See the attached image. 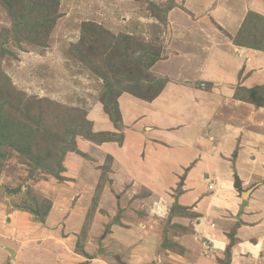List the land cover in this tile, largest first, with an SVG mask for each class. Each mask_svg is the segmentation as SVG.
I'll list each match as a JSON object with an SVG mask.
<instances>
[{
    "label": "crops",
    "instance_id": "0c3cea01",
    "mask_svg": "<svg viewBox=\"0 0 264 264\" xmlns=\"http://www.w3.org/2000/svg\"><path fill=\"white\" fill-rule=\"evenodd\" d=\"M200 1L184 6L194 13H209L215 24L208 20L204 27L217 25L231 36L248 12L264 16V0H202V5L210 6L206 11ZM181 14L171 20L181 23ZM214 43L203 58L197 52L182 53L173 68L176 71H169V80L154 98L120 93V128L99 101L88 107L91 130L121 132V142L76 137V150L67 151L62 160V187L47 193L52 205L44 222H30L25 212L14 210L5 220L13 227L0 224V264L6 251L17 264H112L110 260L118 256L122 259L117 264H220L216 257L224 252L227 233L234 226L230 264H264V118L258 115L264 114V108L248 104L246 116L237 123L218 117L220 107L234 101L237 85H264V50L231 44L230 51ZM161 65L163 70L165 65L171 67L170 63ZM186 66L194 71H186ZM108 154L112 180L106 189L122 188L129 197L144 189L151 196L146 202L134 200L138 208L144 202L145 211L136 213L121 206V223L109 224L106 231L109 217L96 211L84 247L92 255L88 259L71 252L84 221L85 204L99 180V166ZM210 181H214L212 189ZM105 188L100 206L114 216L115 209L109 205L112 192ZM117 192L114 200L121 205L123 199ZM80 193L82 206H72ZM173 206L172 224L189 228L171 236L189 260L165 248L158 250L159 234L153 227L156 220L167 219ZM103 233L107 234L102 245L110 256L93 254L98 243L94 237Z\"/></svg>",
    "mask_w": 264,
    "mask_h": 264
},
{
    "label": "rangeland",
    "instance_id": "374dc122",
    "mask_svg": "<svg viewBox=\"0 0 264 264\" xmlns=\"http://www.w3.org/2000/svg\"><path fill=\"white\" fill-rule=\"evenodd\" d=\"M190 1L195 3L196 0H0V41L2 42L1 47L7 51L0 56V70L10 77L16 89L23 91L26 95L54 101V104H49L46 101L44 104L47 106L46 108L44 106L43 112H48V121L54 123L53 130H55L56 128L60 129L59 125L62 122L60 123L59 120L64 117L66 111L70 112L75 109L74 112L83 115L85 113L86 117V111L90 105L97 101L101 103L102 94L107 84L115 83L113 85L115 92L123 89V86H120L121 82L127 86L134 84L133 81L128 80V76H137L140 83L136 84L134 88L142 89V93L147 95L155 89L154 86H147V81L154 78L166 82L170 77L169 71H176L173 68L182 53L197 52L203 58L209 54L208 48L212 46L214 40L219 42L220 47L227 50H230L232 45L264 50V16L256 12H248L240 23L238 32L231 36L225 31H220L217 25L213 28H205L204 22L208 20L213 22V18L207 17L209 13L204 15L203 12L194 13L189 10L190 13L187 11L185 6H189ZM201 1L199 4L203 11L210 8V6H204V3L202 5ZM22 2H27L29 5L30 15L37 12L39 8H44L47 13L40 9L41 13H46V16H51L53 19L51 18L42 28L28 30L23 25L17 33L12 32L15 20L8 12L16 15L17 11L21 9ZM178 13H182L181 23L171 20ZM197 21L201 25L195 23ZM154 54L158 59L145 70L143 64L148 60V57ZM184 61L183 59L182 62L184 63ZM182 62L180 61L181 69L184 65ZM162 63H170L172 68L165 65V70H163ZM187 67H185L186 71L187 69L190 70V73L194 71L191 67ZM256 86L264 89V85ZM263 89L257 91L263 105H256L253 101L254 98L249 97V93L237 88V98L234 97V101L222 105L218 110V117L220 116L226 122L231 120V122L235 123L236 121L237 123L246 116L248 104L264 108ZM258 115L262 119L264 118V114L259 112ZM38 116L37 114L35 118ZM243 128L250 127L243 126ZM77 136L80 135H76L74 139ZM41 143L44 145L43 142ZM110 163L107 170L104 171L99 194L95 193L94 188L87 204L85 207L83 206L87 227H85V234L80 230V235L79 233L75 235V244L71 253L80 254L77 249L78 243L84 251L85 243L89 238L87 236L88 229L96 211L109 217L107 218L108 222L104 223L106 231L110 227L109 224L121 223L119 220L122 217L120 215L121 206L138 213L139 209L142 211L145 209L141 206L147 201L146 198L151 196L144 189L130 193L132 197L128 196L127 191L122 192V188L113 190L108 186L106 189L104 186L112 180L109 177ZM32 168L26 158L12 149L5 150L4 156L0 157V224L2 227H13L11 224L7 225L5 220L14 210L25 212L28 221L38 222L32 220V216L24 210V207L31 205L32 197L37 198L38 201L43 198L49 199L52 204V200L47 194L48 191L56 189V186L59 189L62 187L64 176L61 173V179H58L44 173L39 167ZM63 170L64 166L60 172ZM104 188L112 192L113 200L109 205L115 209L114 216H110L104 207L100 206ZM116 191L120 192L119 195L121 194L120 197L123 199L121 205L117 200H114L118 195L115 194ZM82 198L81 193L77 194L76 198L72 200V206L73 204L82 206L80 204ZM135 198L144 201L140 202L139 208L134 201ZM99 199L101 200L99 201ZM19 206L23 208H17ZM174 210L169 207L167 219L162 222L156 220L157 223L153 227L154 231L159 234L158 250L165 248L172 255L174 253L181 254L189 260L190 256L185 255L184 248L171 236L172 232L180 234V230L189 228L182 225L178 228L176 227L178 225L172 224L170 217L175 214ZM144 213L145 216L148 215L147 212H142V214ZM14 220L18 221L16 218ZM104 234L107 233L94 237V240L98 242L94 255L110 256L108 255L110 252L103 246L104 244L102 245ZM208 250L207 248L206 252ZM4 253L6 256L1 264H17L16 260L12 261L13 256H10L7 251ZM223 257L222 252L221 257H216V260ZM176 258L180 259L178 256ZM119 259L122 258L113 257L110 262L117 264ZM148 264L156 263L151 261Z\"/></svg>",
    "mask_w": 264,
    "mask_h": 264
},
{
    "label": "trees",
    "instance_id": "16d2710c",
    "mask_svg": "<svg viewBox=\"0 0 264 264\" xmlns=\"http://www.w3.org/2000/svg\"><path fill=\"white\" fill-rule=\"evenodd\" d=\"M28 7L29 5H27V2H22L20 4L21 9L20 11H17L16 15L8 12V14L15 20L12 25V32L17 33L20 31L23 25H25L28 30L42 28L45 23H48L51 20V18L53 19L51 16H46L47 10L44 8H39L37 12H34L32 15H30L28 12ZM40 9L46 13L42 14ZM1 43L2 42L0 41V56L7 53L6 49L1 47ZM156 59H158V57L155 54L151 57H148V60H146L145 64H143V68L146 70L153 64V62H155ZM128 80L133 81L134 84L127 86L123 85L121 82L120 86H123V89H121L119 92H115L114 90L113 85H115V83L107 84L101 98L104 111L108 114L110 120L114 122L118 128L121 127V117L117 101V97L120 95V93L128 92L144 100H150L160 92L165 84V82L160 79L152 78L146 83L147 86H154L155 89L146 95L142 93V89L134 88L136 84L140 83V79L137 76H128ZM0 81L1 158L4 156L5 150L7 151L8 149H12L22 157L26 158L31 167H33L32 169L39 167L44 173L61 179L60 171L63 168L62 158L66 151L76 150L74 139L76 135L83 136L84 138L94 142L116 141L120 143L122 140L123 135L121 132H93L91 130V122L85 117V113L84 115L78 114L74 112L75 109H72V112L66 111V113H64V117L59 120L60 123L62 122L59 125L60 129L56 128L53 130L55 127L54 123L48 121V112H43V109L45 106L44 103H46V101L49 104H54V101L48 98H36L26 95V93L23 91L16 89L12 84L10 77L1 70ZM237 88L249 93V97L254 98L253 101L256 105H263V101L257 93V91H262L263 87L256 86L252 88H246L243 86H237ZM236 92L237 91L234 93V97L237 96ZM49 109L47 110L49 111ZM37 114L39 116L38 118H35ZM41 142H43L44 145H42ZM71 144H73V147H71ZM110 161L111 156L108 154L105 157L104 163L100 166V176L98 184L95 187V193L99 194L100 192L103 181L102 177L104 176V171L109 167ZM95 198L96 197L94 196V200ZM31 200L33 201L31 205L24 207V210L32 216V220L43 223L50 211L52 205L51 201L46 198L38 201L35 197H32ZM174 207L175 206L172 208ZM17 208L22 209L23 207L19 206ZM85 227H87V225L84 219L80 229L83 231V234H85ZM234 228L235 226L229 233H227L229 242L227 243L223 252L224 257L217 259L218 263L220 264H230V248L233 243L232 234ZM80 246V243H78L77 249L80 251L79 253L88 259L91 258V256L83 251ZM164 247L166 246L164 245ZM84 263H86V261L78 262L76 264Z\"/></svg>",
    "mask_w": 264,
    "mask_h": 264
},
{
    "label": "built area",
    "instance_id": "2783aa9c",
    "mask_svg": "<svg viewBox=\"0 0 264 264\" xmlns=\"http://www.w3.org/2000/svg\"><path fill=\"white\" fill-rule=\"evenodd\" d=\"M214 185V181H210V183L208 184V188L212 189V186Z\"/></svg>",
    "mask_w": 264,
    "mask_h": 264
}]
</instances>
